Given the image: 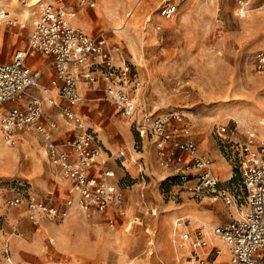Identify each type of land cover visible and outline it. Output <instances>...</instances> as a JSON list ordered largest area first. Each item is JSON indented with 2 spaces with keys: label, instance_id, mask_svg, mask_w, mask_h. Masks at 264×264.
Instances as JSON below:
<instances>
[{
  "label": "rangeland",
  "instance_id": "1",
  "mask_svg": "<svg viewBox=\"0 0 264 264\" xmlns=\"http://www.w3.org/2000/svg\"><path fill=\"white\" fill-rule=\"evenodd\" d=\"M0 3V9L10 11L17 21L8 29L6 42L4 30L0 34L1 61L28 44L33 21L46 6L76 12L90 34L105 32L112 44L123 48L147 84L140 92L141 99L158 114L182 112L200 149L213 156L216 164L223 161L218 126L237 122L242 134L252 129L264 136L260 128L264 122V74L257 71L254 62L264 51V0H96L95 9L81 6L77 0ZM169 4L176 13L167 19L163 10ZM124 21L125 29L119 32L117 28ZM244 111L252 116L241 123L238 115ZM114 120L133 134L131 147L121 134L124 145L116 150L108 147V164H112L127 197L124 218L112 214L87 218L76 209L64 219L42 216L40 225H35L28 208L10 207L7 202L14 197L18 183L32 188L40 200L51 199L36 181L50 166L43 157L46 153H41L36 138L11 147L0 131V264H199L192 259L190 245L187 250H177L186 231L192 230L187 215L181 213L183 207L206 209L210 205L198 203L186 186L169 183L167 172L157 166L158 158L150 162L146 156L155 148L151 141L140 138L119 114ZM123 148L128 170L123 168L124 160L116 161ZM34 153H38L40 167L35 166ZM222 167L218 165L221 171ZM230 171L226 167V172ZM228 184L236 187L245 209L240 175L236 173ZM223 216L228 223L232 221L227 207ZM178 221L187 227H179ZM214 239L219 242L216 249L222 250L223 242ZM26 241L29 250L21 249ZM209 250L205 251V264L214 259H206Z\"/></svg>",
  "mask_w": 264,
  "mask_h": 264
},
{
  "label": "built area",
  "instance_id": "2",
  "mask_svg": "<svg viewBox=\"0 0 264 264\" xmlns=\"http://www.w3.org/2000/svg\"><path fill=\"white\" fill-rule=\"evenodd\" d=\"M77 1L81 6L96 8V0ZM175 13L176 8L171 4L163 10L167 19ZM76 16V12L46 6L33 21L29 49L18 50L9 62H0V131L5 143L18 147L23 133L34 132L41 139L50 163L60 168L71 182L70 198L64 205L56 204L52 198L40 200L18 183L8 205L27 207L34 223L40 216L67 218L74 206L87 218L105 214L116 218L126 216L127 197L116 180V173L105 169L99 176L92 174L103 148L96 133L86 127L82 114L76 112L87 103L85 93L98 89L104 92V100L115 105L130 122L136 134L155 146L158 166L171 174L168 177H177L197 201H221L227 206L232 221L213 228L212 235L229 246L231 264H264V138L251 129L245 132V140L239 142V123L217 127L221 148L233 171H238L244 194L246 212L236 218L233 208L239 209L242 197L214 173V163L200 151L185 115L178 111L154 112L140 97L147 84L126 58L123 48L112 44L105 32L90 35L70 24L68 18ZM16 25V19L0 9V31ZM37 54L45 56L48 62L39 72L28 65L29 59ZM254 62L257 71L264 74V51L255 56ZM49 68L54 69L55 76L50 86L42 87L41 78ZM33 88H43L48 98L31 97L26 105H21ZM46 103L58 108L60 123L73 126L83 134L57 141L55 132L59 131L60 123L45 124ZM125 158L124 151L117 154L118 160ZM183 241L191 246L192 259L205 264L203 250L208 241L203 229L188 230ZM214 254L217 257L220 252ZM216 257L212 264H216Z\"/></svg>",
  "mask_w": 264,
  "mask_h": 264
},
{
  "label": "crops",
  "instance_id": "3",
  "mask_svg": "<svg viewBox=\"0 0 264 264\" xmlns=\"http://www.w3.org/2000/svg\"><path fill=\"white\" fill-rule=\"evenodd\" d=\"M75 23L78 26L83 27L86 30V32L88 34H90V32H88V30L86 29L87 26L80 22L79 17H77ZM8 29L9 28H7V27H3V29L0 31V34L2 33L3 30L5 32V36H4L5 42H6V35L8 33ZM89 29H92V28H89ZM31 31H32V29H31ZM30 34H31V32H30ZM90 35H95V34H90ZM27 45L28 44H26V46L24 48L13 50L11 53H9L7 59H5L3 61L0 60V62L11 61L12 58L14 57L15 53L18 50L26 49ZM2 46H3V44L0 46V48ZM47 63L48 62H47L46 57L43 55H40V54H37L36 56L30 58L28 61L29 67L35 72H39V71H42L43 69H45V67L47 66ZM54 76H55L54 69L49 68L43 74V76L41 78V81H40L41 86L42 87L50 86L51 81L54 78ZM31 97H38V98H42V99L48 98V96L44 92L43 88H33L30 92V95L27 97V99L25 100L24 103L23 102L21 103V105H26V103H28L30 101ZM85 98L87 100V103L85 104V106L77 108L76 112H80L82 114V117L84 119L86 127L96 133V135H97V137H98V139L102 145L103 154L100 158L98 165L92 171L93 175L99 176L102 173V171H104L105 169L113 171L112 164H108V161L110 160V152L108 150V147L111 148L112 150H116V149L120 148V146L124 145V144L121 145V143H120L121 142V139L119 137L120 134L123 135L125 142L128 144L129 147H131L132 141H133V138H132L133 134L125 124H123L122 122H119V121L115 122L114 119H116V114H119L122 118H123V116L119 112V110L116 108L115 105L104 100V92L102 90L94 89V90L88 91L85 93ZM56 100L60 105H65V103L62 100H59V99H56ZM57 115H58V108L51 106L50 104L46 103L45 104V117H44L45 124L47 126H50V124H52L53 122H59ZM123 119L126 120L125 118H123ZM104 124H108V125H104ZM262 127H264V126L262 125ZM82 134H83V131L78 130L73 126L66 125V124L61 122L59 131L55 132V139L57 141H64V140L71 139V138H74L75 136H79ZM241 134L242 133L240 132L238 137H237V141H239V142L244 141L246 138L245 134H242L243 135L242 137H241ZM2 138H3V136H2ZM34 138H36L38 146L40 148H42L41 153H43V155H44L45 151H42V150H44L43 143H42L41 139L34 132L23 133L20 137V143H19L18 147H20L23 144V142L28 143L29 142L28 140H31V139L33 140ZM218 147H219L220 153L222 155V160H223V161L219 162L218 164L215 163L213 156L211 157L210 154L203 152L201 149H200V151L212 159V161L214 163L213 164L214 173L218 177H220L223 182L228 183L234 176V175L232 176L233 165L225 157V154L221 148L219 139H218ZM137 150H140V149H137ZM120 151H124L126 153V150L123 148V149L119 150L117 152V154ZM34 154L36 157L35 166L40 167L41 163L39 161V158H37L38 153H34ZM117 154H116V161H123L124 160L123 161L124 163H122L123 168L128 170V167L125 166V161L128 160L127 154H126V158L122 159V160L117 159ZM138 154H140L144 157V154H142V151H139ZM211 154L214 155V157H216V158L219 157L218 152L212 151ZM146 156L148 157V160L150 162H152V160H154L155 157L157 158L156 148L151 149V150L149 149V151L146 152ZM43 157L45 159H47L50 166L47 170H45V172H43L45 174H43L40 178L36 177L37 184L42 186L43 189H45L46 193H50V197L55 201L56 204L64 205L66 203V201L70 198L69 190L71 188V182L64 176V174L60 168H58V167H56L50 163V161L48 160V157H46V154ZM133 163L138 164V162H135V161ZM107 164H108L109 168L106 167ZM218 165H220L221 167H222V165H224V167H222L223 171L218 169ZM225 166L230 168L231 171L229 173L226 172ZM143 169H144V167H143ZM35 175H38V174H35ZM170 175L171 174L167 173V177ZM26 183H28L31 186V183H29V182H26ZM234 188L236 189V187H234ZM29 191L32 192V188ZM236 191H238V190L236 189ZM64 195H65V197H64ZM190 195H191V193H190ZM191 197H192V195H191ZM197 202L200 204L208 203L210 205V207H208L206 209H204L200 206L183 207L181 215L182 216L187 215L188 220L191 222L190 227H188V228H190L192 230L203 229L205 239L208 241V245H209V249H210L209 252L207 253L208 254L207 259H209L210 257H216V255L214 253L218 249H216L215 244L219 243L218 241H216L214 239V236L212 235L213 227L215 228L218 226H222L224 224L226 225L228 223V219L224 218V216H223L224 210L226 209L227 206L221 201L211 202V201L205 200V201H201V202L197 201ZM219 204H221L223 206L222 209L217 208V205H219ZM76 209H77L76 206H74L71 208V211H78ZM239 209H240L239 212H235L236 218H239L240 214H243L246 211V207H245V209H242L241 205H240ZM105 215H107V214H105ZM41 217L42 216H40L38 218L37 223H34L35 225H40ZM42 218H44V217H42ZM24 244L25 245H22L21 249L29 250L30 245H29L28 241H26V243H24ZM218 251L220 252V255L216 257L217 258L216 264H230L231 263V253H230L229 246L223 242L222 250H218ZM212 260L213 259L211 258L210 262H213Z\"/></svg>",
  "mask_w": 264,
  "mask_h": 264
},
{
  "label": "bare ground",
  "instance_id": "4",
  "mask_svg": "<svg viewBox=\"0 0 264 264\" xmlns=\"http://www.w3.org/2000/svg\"><path fill=\"white\" fill-rule=\"evenodd\" d=\"M0 7H1V3H0ZM10 12V11H9ZM11 16V15H10ZM77 17L78 16H76L75 18H73V17H69L68 18V22L70 23V24H72L73 26H75V27H81V26H78L76 23H75V21H76V19H77ZM32 19V18H31ZM127 24V21H124L118 28H117V30L119 31V32H123V30L125 29V25ZM83 28V27H82ZM85 30V29H84ZM122 30V31H121ZM85 32H86V30H85ZM87 33V32H86ZM26 49H29V47L28 48H26ZM252 116V113L251 112H248V111H244L243 113H241L240 115H238V118H239V120H240V122L241 123H245L247 120H248V118L249 117H251ZM260 121H262V119L260 120ZM240 125V124H239ZM243 128V127H242ZM260 128L261 129H263L264 130V127H262V126H260ZM256 132H257V130H255ZM258 133V132H257ZM260 134V133H259ZM260 137V136H259ZM261 138H264V136H262L261 135ZM126 162V161H125ZM234 210H235V212H239V210L240 209H238L236 206L233 208ZM246 212V211H245ZM244 212V213H245ZM244 213L243 214H240V216H243L244 215ZM178 223V226L179 227H184V225L182 224V225H180V223H179V221L177 222ZM177 225V224H176ZM188 231V230H187ZM186 231V232H187ZM176 236H178V235H176ZM175 243H177V242H175ZM188 247L190 248V246H189V244L187 243V242H184V241H182V239H181V242H179L178 243V246H177V250H179V248H183V249H188ZM209 248V245L203 250V252L206 254V250Z\"/></svg>",
  "mask_w": 264,
  "mask_h": 264
},
{
  "label": "trees",
  "instance_id": "5",
  "mask_svg": "<svg viewBox=\"0 0 264 264\" xmlns=\"http://www.w3.org/2000/svg\"><path fill=\"white\" fill-rule=\"evenodd\" d=\"M234 176H236V173L238 174L237 170H234ZM168 182L171 183L172 185H180V180L177 177H168Z\"/></svg>",
  "mask_w": 264,
  "mask_h": 264
}]
</instances>
